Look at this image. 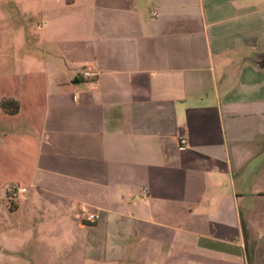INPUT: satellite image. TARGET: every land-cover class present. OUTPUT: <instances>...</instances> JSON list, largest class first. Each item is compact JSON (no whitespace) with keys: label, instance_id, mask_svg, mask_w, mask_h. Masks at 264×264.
Returning a JSON list of instances; mask_svg holds the SVG:
<instances>
[{"label":"crops","instance_id":"crops-1","mask_svg":"<svg viewBox=\"0 0 264 264\" xmlns=\"http://www.w3.org/2000/svg\"><path fill=\"white\" fill-rule=\"evenodd\" d=\"M8 2L0 264H264V0Z\"/></svg>","mask_w":264,"mask_h":264},{"label":"rangeland","instance_id":"rangeland-1","mask_svg":"<svg viewBox=\"0 0 264 264\" xmlns=\"http://www.w3.org/2000/svg\"><path fill=\"white\" fill-rule=\"evenodd\" d=\"M5 6L0 13V94L6 92V81L5 80H28V77L23 74L25 71L22 68L21 58L24 54L22 46L20 44L21 37H17L20 31L23 29V25H29V28L37 32V25L41 22V17L38 11V4L34 5L35 12L29 20L25 16L24 19L12 3L8 0H4ZM12 7V8H10ZM33 80H40L38 75H36ZM1 180V179H0ZM9 192L7 195L6 193ZM6 190L0 191V219L8 216V207L15 198L11 197V190L7 188ZM15 201V200H14ZM6 229L4 225L0 226V249L6 244Z\"/></svg>","mask_w":264,"mask_h":264},{"label":"trees","instance_id":"trees-1","mask_svg":"<svg viewBox=\"0 0 264 264\" xmlns=\"http://www.w3.org/2000/svg\"><path fill=\"white\" fill-rule=\"evenodd\" d=\"M0 110L9 115L18 113L19 104L14 99H2L0 101Z\"/></svg>","mask_w":264,"mask_h":264},{"label":"built area","instance_id":"built-area-1","mask_svg":"<svg viewBox=\"0 0 264 264\" xmlns=\"http://www.w3.org/2000/svg\"><path fill=\"white\" fill-rule=\"evenodd\" d=\"M95 72L91 71V70H88V69H84L83 72H82V76L84 78H88V79H92L95 77ZM182 143L184 144L185 143V140L182 141ZM11 197L12 198H15L16 197V191L15 190H11ZM81 212L86 214V211L85 209H81ZM86 221H88L89 223H94L95 220L97 219V216L94 215V214H88L86 215Z\"/></svg>","mask_w":264,"mask_h":264}]
</instances>
